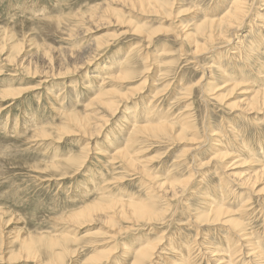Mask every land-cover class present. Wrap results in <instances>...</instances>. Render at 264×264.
Wrapping results in <instances>:
<instances>
[{
    "label": "rangeland",
    "instance_id": "obj_1",
    "mask_svg": "<svg viewBox=\"0 0 264 264\" xmlns=\"http://www.w3.org/2000/svg\"><path fill=\"white\" fill-rule=\"evenodd\" d=\"M232 1L0 0V264H131L143 243L160 247L145 264H216L209 252L217 249L240 251L231 264L264 256V181L242 184L264 163V109L244 104L264 87V0H245L239 29L203 50L185 37ZM120 68H132L133 78L115 79ZM7 90L16 94L3 96ZM104 91L117 93L107 96L122 106L116 112L95 101ZM155 92L162 110L152 123L176 129L134 138L137 170L109 161L131 124L150 122ZM86 115L102 126L91 136L68 123ZM182 120L192 127L183 137ZM63 126L72 132L62 134ZM131 201L151 217L129 212V221L108 208L92 220L68 218ZM214 205L229 209L221 216L228 223L199 218ZM23 237L37 258H12L24 252Z\"/></svg>",
    "mask_w": 264,
    "mask_h": 264
},
{
    "label": "bare ground",
    "instance_id": "obj_2",
    "mask_svg": "<svg viewBox=\"0 0 264 264\" xmlns=\"http://www.w3.org/2000/svg\"><path fill=\"white\" fill-rule=\"evenodd\" d=\"M244 2L245 0H233L231 2V5L225 10L222 12L221 15H219L218 17L216 16H212V17H205L196 27H195V34H185V37L189 40V43L195 48V52L197 51H200V50H203L205 47H206V43H211L213 41H217V40H222L224 37H225V33L226 32H229L230 29H232V31L234 30H238L241 23H236V20L240 21L244 15H245V11H244ZM153 9V8H152ZM156 10V9H153V11ZM113 12V11H112ZM155 12V11H154ZM236 23V24H235ZM138 27V26H137ZM136 31H140L138 28L136 29ZM153 32H156V31H153ZM184 32V31H183ZM236 32V31H235ZM142 33V31H141ZM234 33V32H233ZM223 36V37H222ZM201 37L202 41H204L203 43H200L198 42V39ZM227 38V37H226ZM228 41V40H226ZM150 43V42H149ZM208 46V45H207ZM140 48V47H139ZM230 52V51H229ZM231 53V52H230ZM140 55V54H139ZM142 56V55H140ZM155 56V55H154ZM156 57V56H155ZM237 57V56H236ZM156 62V61H155ZM86 65H88V61L87 63H85ZM219 64V62H218ZM217 64V66H218ZM84 66V65H82ZM81 66V67H82ZM113 66V65H112ZM76 67V66H75ZM79 68V67H78ZM77 68V69H78ZM143 71L140 73V75H142L143 77V80L141 81V85L139 84V86H144L146 84V81H147V73L149 72V67L147 65H144L143 67ZM81 69V68H80ZM225 68H222V72L221 74L223 75L222 77L225 79V78H228V75L229 71L227 70H224ZM227 69V68H226ZM131 70L132 68H120V72H119V75L115 76L114 78L115 79H119V80H127V79H132L133 75L130 74L131 73ZM47 73V72H46ZM234 74V72H233ZM232 74V75H233ZM226 75V76H225ZM231 76V75H230ZM237 77V76H236ZM90 79H92L93 81L95 79L98 78V75H96L95 72H92V74H90L89 76ZM233 78V77H232ZM231 80V79H230ZM97 81V80H96ZM100 82V81H99ZM89 84V83H88ZM139 86L135 87L134 89L132 88H129V94H125V95H117V93L115 92H111V91H104V92H101V93H98L97 97L95 98V101L96 102H100L101 103V106H106L108 107L109 110H111V112H116V110H118L119 106L121 105H118L116 103L115 100H112V99H109L107 96H110L109 94L113 93L115 95H117L118 97H123V98H128L131 96V94H134L137 89L139 88ZM236 85H232V87H235ZM87 87V86H86ZM141 88V87H140ZM139 88V89H140ZM104 90V88H103ZM102 90V91H103ZM215 93V92H214ZM14 94H16L14 91L12 90H7L3 93V96H13ZM60 94V93H59ZM167 94V93H166ZM252 95L249 97V99H246V102L244 103L246 106L249 107V110H254V109H264V87L257 90V92H254V93H251ZM160 95L159 92H155L152 94V99L148 102L147 106H146V110H145V116L146 118L150 121L149 123H146V124H131V129L129 130V134H128V138H127V142L125 144V147H122L120 149L117 148V150H115V152L112 153V157L110 160H118V158L120 159H123L128 165H130L131 167H134V170L137 168L136 167V164L134 163L135 161H133V158L130 157V151L129 149L133 146L132 144H134L132 141H134V138H136V136L140 135L141 133H145L146 131H153V130H156L158 131L159 133L161 134H164L168 131L171 130H175L173 127H172V124L170 123H161V124H154L152 123L151 121V118H153L155 116V112H159L160 110H162V105L161 104H158L157 100H158V96ZM220 95V94H219ZM161 96V95H160ZM217 96V94H216ZM104 97H107V101L104 102V101H101V99H103ZM132 98V97H131ZM166 98V97H165ZM7 100V99H6ZM125 100V99H124ZM161 101V100H160ZM121 102V101H120ZM125 102V101H124ZM89 106V105H87ZM242 106V105H241ZM122 107V106H121ZM246 108V107H245ZM147 111V113H146ZM257 111V110H256ZM118 112V111H117ZM262 112V110H261ZM69 114V113H68ZM67 114V115H68ZM106 114V113H105ZM161 114V113H160ZM164 114V113H163ZM115 115V114H114ZM87 116L89 115H86L85 117H82V116H69L68 118L71 119V122H68L70 125H72L75 130H77L78 133H82L83 135L87 136L90 135V131H92V128L95 126L94 129H96L97 131H99L101 129V125H97L95 124L94 126L93 125H90V118H87ZM163 117V116H161ZM185 117V116H184ZM123 118V117H122ZM119 121V124L121 123H126V120L124 121V119H122ZM158 119V118H157ZM187 120V119H186ZM101 121V120H100ZM99 121V123H100ZM182 121H185V120H182ZM104 122V121H103ZM67 123L66 126H69ZM60 125V124H59ZM123 125V124H121ZM66 126H63L62 127V130H61V133L62 134H66V133H70L72 132V130L69 129V127H66ZM130 126V125H129ZM182 129L179 131V135L181 137H183V135H181L180 133H184L185 130H189L191 129L192 127H190V123L189 122H184L183 125H181ZM73 129V128H72ZM103 131V130H102ZM100 131V132H102ZM42 132V131H41ZM58 133V131H57ZM60 133V132H59ZM58 133V134H59ZM47 133L45 132H42V133H39V136L40 137H46ZM52 134H50L51 136ZM60 135V134H59ZM151 135L153 136H156L155 133H152ZM215 135V134H213ZM81 136V135H79ZM91 136V135H90ZM92 136H93V133H92ZM95 138H96V135H94ZM93 136V137H94ZM146 136V135H145ZM52 137V136H51ZM48 138V137H47ZM83 138V137H81ZM155 138V137H154ZM50 140V139H49ZM217 141L215 144L217 145L219 142L218 140H215ZM219 145V144H218ZM114 148V149H116ZM85 156V154H83ZM227 157H230V155L224 157V158H227ZM87 158V157H86ZM113 162V161H112ZM122 164V163H121ZM114 165V163H113ZM151 169V168H150ZM137 170V169H136ZM139 171H142V174L144 175H148L147 173L144 172L143 168H139ZM256 177L253 182H251L248 177L243 179L242 181V184H245V185H251V187L255 186L254 184L256 182H258L259 179L263 180L264 181V163H262V165L260 166V170H258L256 172ZM139 176V175H138ZM125 177V176H124ZM116 179V178H115ZM119 180V179H118ZM185 185V182L183 181L181 183L180 186H184ZM170 186V185H169ZM177 186V185H175ZM175 186H170L171 188L175 187ZM159 187V186H158ZM157 188V187H156ZM160 188V187H159ZM166 191V190H164ZM178 191V190H177ZM170 192V191H169ZM173 192V191H172ZM171 192V193H172ZM179 192V191H178ZM260 193H264V189H261ZM171 197V196H170ZM172 198V197H171ZM132 202V201H131ZM139 203V202H138ZM126 203H123L122 205H110L109 204V207H104V206H101L100 204H93L91 205L89 208L87 209H82V210H79L77 212H74L72 213L70 216H68V218L70 220H81V219H89V220H92L93 217H96V215L98 214H101L100 212H102V210L105 209L108 210V208H113L114 211H118L117 214L120 215L121 218L125 219L127 217V214L129 213L131 216L134 217H140L141 219H143L144 216H150V211L149 209H146V205H144V208L141 206L143 203H139L138 205L135 204V202L133 203H130L128 202L127 205H125ZM140 205V206H139ZM247 203L246 202H243L241 203V209L242 207L246 206ZM119 208V209H118ZM229 212V209H225L223 207H219V206H215L214 207L212 206L211 208H209L208 210L205 209L203 211V213H201V216L199 217L202 221H210L209 223L212 224L213 222L215 223H218V222H221L223 220V218L221 217L223 214H226ZM104 213V212H103ZM206 213V214H205ZM128 214V215H129ZM97 218V217H96ZM110 218V216H109ZM155 218V217H154ZM165 218V217H164ZM198 218V219H199ZM145 219V218H144ZM143 219V220H144ZM157 219V218H156ZM197 219V220H198ZM126 220H131L126 218ZM128 221V222H129ZM132 221V220H131ZM138 222V221H137ZM223 223H228V220H223L222 221ZM140 223V222H139ZM144 223V222H143ZM149 222H147L148 224ZM151 223V222H150ZM208 224V223H207ZM132 226V225H131ZM135 226V225H134ZM203 226V224H202ZM205 226V225H204ZM113 235V234H112ZM111 235V236H112ZM242 236H245V235H242V234H239ZM114 236V235H113ZM164 237V236H163ZM26 238V237H25ZM23 238L19 239L20 240V244L21 246L24 244L25 248L22 249L24 252H18L16 255H14L12 258H20V257H25V258H29V257H33L35 258L36 256L33 254V250H34V246H32V242L30 240L31 243H29L28 241H25L27 240V238L25 240H23ZM29 240V239H28ZM53 241V240H52ZM52 241H51V244H52ZM231 241V239H230ZM54 242V241H53ZM255 242V241H254ZM35 243V242H34ZM26 244V245H25ZM162 244V243H161ZM202 244V243H201ZM158 243H143L141 244L139 247H137L136 249L133 250L134 254H133V260H132V263L131 264H145V262L149 259V258H156L155 256L153 257V253L156 252L159 248H158ZM228 247L231 245L227 244ZM252 245V244H250ZM27 246V247H26ZM33 247V249H32ZM256 247V246H255ZM22 248V247H21ZM233 249V248H232ZM129 250V249H127ZM160 250V249H159ZM158 250V253H160V251ZM215 250V249H214ZM239 250V249H238ZM201 251V250H200ZM250 251V252H249ZM248 253L253 257L252 253L254 252L253 249L249 250ZM252 251V252H251ZM36 252V251H35ZM132 252V251H131ZM227 252V251H226ZM224 252L223 250L221 249H217V251H210L209 252V258H214V261L213 263H216V264H231V262H233L235 260V258L239 255L240 251H237V249H233V251H228V254ZM37 253V252H36ZM203 253V252H202ZM237 255H236V254ZM167 254V253H166ZM198 254V253H197ZM196 254V255H197ZM100 255V254H98ZM98 255H95L96 257ZM156 255V254H155ZM163 255V254H162ZM161 255V256H162ZM200 255V254H199ZM263 254L260 253L259 251H257V254H256V258L255 260L251 259V261L253 262V264H264V256H262ZM19 256V257H18ZM35 256V257H34ZM55 256V255H54ZM182 256V255H181ZM180 256V257H181ZM186 256V255H185ZM201 256V255H200ZM249 255H247L248 257ZM95 257V258H96ZM227 257V259L225 260L224 258ZM37 258V257H36ZM53 258V257H52ZM161 258V257H160ZM166 259V258H165ZM183 258H181L182 260ZM94 261V260H93ZM102 261V260H101ZM250 261V259H248V262ZM95 262V261H94ZM247 262V263H248ZM168 263V262H167ZM173 263V262H172ZM175 264V263H173ZM179 264H183V260L182 262H180ZM210 264V263H209ZM249 264V263H248Z\"/></svg>",
    "mask_w": 264,
    "mask_h": 264
}]
</instances>
